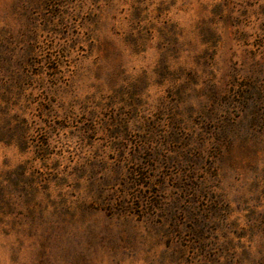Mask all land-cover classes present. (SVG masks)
<instances>
[{
  "label": "rangeland",
  "instance_id": "374dc122",
  "mask_svg": "<svg viewBox=\"0 0 264 264\" xmlns=\"http://www.w3.org/2000/svg\"><path fill=\"white\" fill-rule=\"evenodd\" d=\"M0 264H264V0H0Z\"/></svg>",
  "mask_w": 264,
  "mask_h": 264
}]
</instances>
